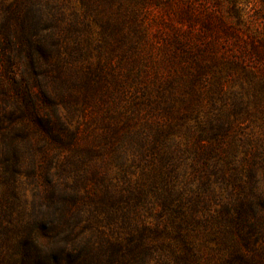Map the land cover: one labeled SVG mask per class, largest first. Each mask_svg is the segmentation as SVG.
I'll list each match as a JSON object with an SVG mask.
<instances>
[{"label":"trees","instance_id":"1","mask_svg":"<svg viewBox=\"0 0 264 264\" xmlns=\"http://www.w3.org/2000/svg\"><path fill=\"white\" fill-rule=\"evenodd\" d=\"M142 4L0 0V264H264V74Z\"/></svg>","mask_w":264,"mask_h":264},{"label":"rangeland","instance_id":"2","mask_svg":"<svg viewBox=\"0 0 264 264\" xmlns=\"http://www.w3.org/2000/svg\"><path fill=\"white\" fill-rule=\"evenodd\" d=\"M188 2L192 7L190 16L180 0H143L141 19L149 28L154 53L179 26L190 42H198L207 53L239 60L257 77L264 74V0ZM178 10H183L181 20L175 16ZM200 30L204 32L199 33ZM223 89L242 92L239 81L234 82L230 76L223 77ZM251 99L253 102L255 98ZM261 118L259 114L260 121Z\"/></svg>","mask_w":264,"mask_h":264}]
</instances>
